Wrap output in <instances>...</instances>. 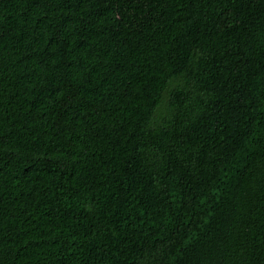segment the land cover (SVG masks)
Masks as SVG:
<instances>
[{"label":"trees","instance_id":"16d2710c","mask_svg":"<svg viewBox=\"0 0 264 264\" xmlns=\"http://www.w3.org/2000/svg\"><path fill=\"white\" fill-rule=\"evenodd\" d=\"M0 264H264V0H0Z\"/></svg>","mask_w":264,"mask_h":264}]
</instances>
